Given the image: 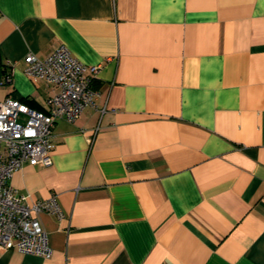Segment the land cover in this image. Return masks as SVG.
<instances>
[{"label":"crops","instance_id":"crops-1","mask_svg":"<svg viewBox=\"0 0 264 264\" xmlns=\"http://www.w3.org/2000/svg\"><path fill=\"white\" fill-rule=\"evenodd\" d=\"M61 43L95 106L9 180L56 198L51 256L0 264H264V0H0V99L43 110L23 59Z\"/></svg>","mask_w":264,"mask_h":264},{"label":"built area","instance_id":"built-area-1","mask_svg":"<svg viewBox=\"0 0 264 264\" xmlns=\"http://www.w3.org/2000/svg\"><path fill=\"white\" fill-rule=\"evenodd\" d=\"M99 68L100 64L79 61L63 43L43 58L29 52L23 59V72L30 78H43L54 87L44 100V109H34L15 98L0 99L1 249L51 256L48 234L36 215L48 212L62 218L56 198L30 200V194L18 192L9 180L25 164L51 163L54 123L57 119L73 122L86 106H95L92 80Z\"/></svg>","mask_w":264,"mask_h":264}]
</instances>
